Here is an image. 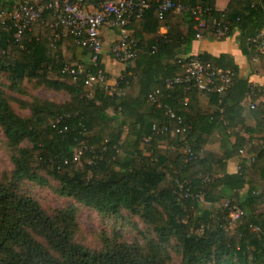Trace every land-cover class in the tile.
Listing matches in <instances>:
<instances>
[{"label": "trees", "instance_id": "trees-1", "mask_svg": "<svg viewBox=\"0 0 264 264\" xmlns=\"http://www.w3.org/2000/svg\"><path fill=\"white\" fill-rule=\"evenodd\" d=\"M24 1L0 0V13L13 12ZM75 1L88 8L89 1ZM104 1L110 0H101L95 8ZM148 1L152 6L138 21L140 33L137 37L130 34L136 44L135 56L123 63L119 90L112 93L105 84H96L90 95L86 93L85 72L102 68L100 59L97 66L91 63L75 77L63 70L68 63L58 47L64 38L75 40L65 36L53 43L52 12L45 11L19 40L10 15L0 16V75L37 80L47 88L64 91L70 99L64 106L46 107L44 103L35 107L32 119L17 116L0 99V126L6 139L12 145L24 140L31 145L18 150L12 158L11 178L0 181V264H167L154 242L147 251L120 243L100 253L76 243L68 214L50 216L36 200L16 193L23 179L43 182L37 171L57 180L62 195L100 213L141 207L145 221L152 223L160 216V208L166 219L159 233L163 241L170 237L178 241L181 264H264V134L248 148L253 155L246 161L240 154L251 137L236 131L244 124L241 103L249 95L254 107L248 106V111L255 125H243L244 131L264 132V100L257 103L264 86L241 79L227 55L198 54L232 71L233 83L227 91L222 96L205 93L190 83L177 85L171 92L165 89L166 78L182 75L177 61L184 57L176 58V48L195 39L197 32L223 39L238 31L241 51L255 56L264 73V51L255 50L249 41L264 29V0H230L221 11L215 8V0H171L209 9L202 16L205 28L199 31L189 11H171L159 19L155 6L161 0ZM172 19L177 23L163 36L158 34ZM215 20L227 27L226 35H218ZM51 73L57 78H50ZM151 93H155L153 101L148 99ZM200 95L209 97L213 111L201 108ZM43 110L50 112V121L41 116ZM177 117L182 118L180 128L188 127L187 131L172 134L153 129L175 127ZM215 130L220 135L219 152L207 151L204 147ZM77 149L82 154L76 160ZM236 156L240 168L228 173L226 162ZM82 161L84 169L75 170L74 165ZM198 196L209 207H202ZM222 201L243 211L232 222L236 223L233 228L228 208L218 206ZM215 206L216 210L210 209ZM195 228L201 233H195Z\"/></svg>", "mask_w": 264, "mask_h": 264}, {"label": "built area", "instance_id": "built-area-1", "mask_svg": "<svg viewBox=\"0 0 264 264\" xmlns=\"http://www.w3.org/2000/svg\"><path fill=\"white\" fill-rule=\"evenodd\" d=\"M152 6L148 0H110L100 3L98 8L89 9L81 7L75 0H56L54 2H41L39 0H25L19 7L10 14L12 26L16 28L17 40L23 37L26 30H29L33 23L40 21L45 11L52 12L53 21L51 27L54 29L53 43L61 37L72 36L76 44L90 53V60L94 66H97L99 56L103 49L102 31L104 28H117L119 38L111 47L110 52L114 59L121 63L130 61L135 56V41L131 39L129 27L133 23H138L147 9ZM158 18L163 19L168 12L189 11L195 21L197 31L205 28L203 14L209 9L198 4L194 7H188L178 1L161 0L156 3ZM214 27L219 36L227 33V27L222 26L219 21H214ZM11 27L9 26V29ZM200 33H196V38H200ZM250 43L255 50L264 51V34L261 32L249 38ZM177 63L182 69V75L169 77L165 79V89L173 91L177 85L190 83L194 88L205 93H217L223 95L233 83V73L230 69H222L210 61H204L198 55H192L179 59ZM63 70L74 77L83 72V70L64 65ZM107 83L105 70L97 67L95 71H86L84 86L86 93L90 95L96 84ZM156 94L159 93L157 90ZM155 93H151L148 99L155 100ZM251 108L254 104L250 105ZM174 117L170 109L167 110ZM177 126H162L153 128L156 132H170L177 134L181 131H187L188 127L180 128L182 118L177 117ZM82 154L81 149L75 152V159H79ZM198 200L202 197L198 196ZM228 217L230 222L238 220L243 211L236 205L228 206Z\"/></svg>", "mask_w": 264, "mask_h": 264}, {"label": "rangeland", "instance_id": "rangeland-1", "mask_svg": "<svg viewBox=\"0 0 264 264\" xmlns=\"http://www.w3.org/2000/svg\"><path fill=\"white\" fill-rule=\"evenodd\" d=\"M50 78L55 79L57 75L51 73ZM0 92V99L5 100L9 109L22 119H32L35 107L44 103L46 107L49 104L64 106L70 100L69 95L64 91L47 88L34 79H12L6 73L0 75ZM41 114L44 120H51L48 110H43ZM30 146L27 140L17 145L10 144L0 126V181L6 182L11 178L14 168L12 158L17 155L18 150ZM73 168L83 170L84 162L75 164ZM36 174L43 178L42 183L23 179L18 183L16 193L36 200L50 216L59 213L68 214L73 240L88 251L100 253L120 243L138 245L147 251L154 242L159 245L167 264H181L178 241L174 237L163 241L159 233V227L165 224L166 219L160 208V216L152 223L145 221L141 207L133 211L120 209L117 214L100 213L78 202L74 197L62 195L59 192V182L44 171H37ZM87 175L90 176L91 172H87ZM199 201L202 207H209L202 198ZM218 206H225V202L222 201ZM218 206L210 209L214 211ZM235 225L236 223H230L231 228ZM195 233L200 234L201 229L195 228ZM43 245L49 248L45 243Z\"/></svg>", "mask_w": 264, "mask_h": 264}, {"label": "crops", "instance_id": "crops-1", "mask_svg": "<svg viewBox=\"0 0 264 264\" xmlns=\"http://www.w3.org/2000/svg\"><path fill=\"white\" fill-rule=\"evenodd\" d=\"M89 1L88 8L94 9L96 5L101 0H87ZM230 0H215V8L217 10H224L227 7V4ZM12 12H5L0 13L1 17L9 16ZM177 23L176 19L169 20L167 24L163 25L159 28L158 34L164 35L169 27L173 24ZM129 32L133 36L140 33V26L138 23H133L129 27ZM264 34V29L260 31ZM119 38V30L117 28H104L102 31V39H103V49L101 52L100 58V65L102 66L103 70H105L107 74V83L106 87H108L107 92L112 93L114 91H118L117 88V80L120 78L125 70V65L116 59H114L110 52L111 45L117 41ZM59 53L61 57L66 60L70 65L81 70L88 67L91 64L90 55L89 53L84 50L82 47L78 46L72 39L64 38L61 40L60 45L58 47ZM177 56L176 58H183L192 55L198 54H208L214 57H218L222 54L229 56L233 63L238 68V76L241 79H246L249 84L252 86H257L259 88L264 86V73L261 72L259 67L258 59L255 56H250L248 54H244L240 48V41H239V32L235 31L232 36L226 37L223 39H210L208 36L200 38H195L190 42H185L180 44L178 49L176 48ZM166 61V59H165ZM167 61L172 62V59L169 58ZM122 91V90H121ZM264 97V94H263ZM258 99L259 101L264 100V98ZM199 102L202 109L205 111H213L215 109V105L209 101V97L207 95H200ZM253 104L250 99V96L247 95L244 100L242 101L241 105L243 107L242 115L245 117L244 124L249 127H254L255 120L249 114L248 106ZM108 113H112L111 110H108ZM243 125H239L236 128L241 135L246 137L250 140L247 141V144L241 150V158L249 161L252 157V153L248 151V148L251 145H255L256 143L260 142L261 137L263 136L264 132H260L259 130L253 133H247L244 131ZM234 137L231 138V143H233ZM205 150L219 152L220 148V135L218 131H214L207 144L205 145ZM240 168V157H232L227 160L226 162V171L228 173H237ZM247 187H245L241 193H245ZM224 202V201H223Z\"/></svg>", "mask_w": 264, "mask_h": 264}]
</instances>
